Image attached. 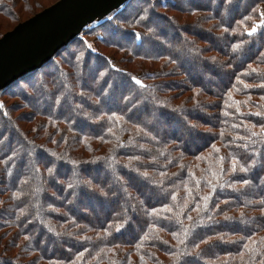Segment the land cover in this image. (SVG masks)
Segmentation results:
<instances>
[{"label": "trees", "instance_id": "1", "mask_svg": "<svg viewBox=\"0 0 264 264\" xmlns=\"http://www.w3.org/2000/svg\"><path fill=\"white\" fill-rule=\"evenodd\" d=\"M210 1L129 0L0 91V264H264V0Z\"/></svg>", "mask_w": 264, "mask_h": 264}, {"label": "water", "instance_id": "2", "mask_svg": "<svg viewBox=\"0 0 264 264\" xmlns=\"http://www.w3.org/2000/svg\"><path fill=\"white\" fill-rule=\"evenodd\" d=\"M128 0H56L0 36V91Z\"/></svg>", "mask_w": 264, "mask_h": 264}, {"label": "rangeland", "instance_id": "3", "mask_svg": "<svg viewBox=\"0 0 264 264\" xmlns=\"http://www.w3.org/2000/svg\"><path fill=\"white\" fill-rule=\"evenodd\" d=\"M56 0H54L53 2H55ZM129 1V0H128ZM210 0H200V2L201 3H205V2H209ZM212 1V0H211ZM211 1H210V3H211ZM250 0H243V3H245V2H249ZM53 2H51L50 4H52ZM198 2V1H197ZM49 2H45V4H48ZM192 3H194V2H188V4H191V5H193ZM49 4V5H50ZM126 4V3H125ZM124 4V5H125ZM48 5V6H49ZM124 5L122 6V7H124ZM47 7V6H46ZM122 7H120L118 10H120ZM118 10H115L114 12H112L110 15H108L107 17H105L103 20H101V21H99V22H94V23H92V24H90L89 26H87L86 28H88V27H91V26H93V25H95V24H98V23H100V22H102V21H104L105 19H107V18H109L111 15H113L114 13H116ZM235 12H237V8H234V7H231V8H229V10L228 11H223L222 13H221V19L222 20H227L229 17H231ZM259 13H260V15H261V17H260V19L256 22V23H260V22H262V23H264V3H262V4H260V6H259ZM193 31H201L199 28H194V29H192ZM165 38H170L171 40H173L175 37H174V35L172 34V31L171 30H167V32H166V34H165ZM84 40H85V42H86V45L89 47V49H92V50H94V48H95V46H94V41H95V37H88V38H84ZM212 46L214 47V48H223L224 46H223V43H222V41H219V40H217V41H213V43H212ZM105 52H108V53H110V51H108V50H105ZM108 61H109V63L111 64V66H112V68L113 69H118V70H121L122 68H121V66L118 64V62L115 60V57L112 55V54H108V56H106L105 57ZM237 59L240 61V59H241V56H239V57H237L235 60L237 61ZM180 60V67H181V69H183L184 71L186 70V68H187V66H188V56L185 58V59H179ZM187 60V61H186ZM93 63V62H92ZM92 65H99V63H96V64H92ZM212 68V67H211ZM91 71H92V69H87L86 70V74L84 75V77L85 78H87L88 77V75L89 74H91ZM214 71H215V73H216V76L214 77V79L212 78V79H210V78H208L207 76H206V79L208 80H204V82H203V86L205 87V88H208L209 86H211V85H220L221 84V81L219 80V78H223L224 80H226V77H225V74L221 71V69H218V68H216V69H214ZM186 72L187 73H189L190 75H191V77H193V75L195 76V75H198V76H200L201 74L199 73V71H197L196 69H195V67L193 66V68H191V69H187L186 70ZM203 76V75H202ZM205 79V78H204ZM25 81H27V80H25ZM25 81L21 84V86H17V87H15V88H12L11 90H8L7 92H8V95H13V94H15V93H18L17 91H18V89H19V87H22V86H25ZM211 81H213L212 83H210ZM85 84H88V82H87V80L84 82ZM215 83V84H214ZM115 86H116V88H115V90H114V92H113V97H111V99L110 100H106V98H104L103 99V104H102V108L104 109L105 108V106H108V105H112V104H115L116 103V101H117V95H118V93L121 91V90H126V88H127V86H126V84H125V82L124 81H120L119 79L118 80H116L115 81ZM25 87H27V86H25ZM7 99H9L8 101H9V103H11V102H13V101H15L14 99H10V97H8ZM115 106H117V104H115ZM18 114H20L21 112L20 111H18L17 112ZM25 113V112H24ZM155 116V113H152V115H151V117H154ZM207 116L205 115V114H202V115H200V117H199V119L201 120V119H204V118H206ZM156 118H157V115H156ZM154 119V118H153ZM154 121V123L153 124H150V123H152V121H150L149 123H148V125L150 124V125H152V127H155L156 125H158V124H156V119H154L153 120ZM157 122H158V118H157ZM178 128H180V130L183 128L181 125H178ZM190 139L193 141H199V137L198 136H195V138L193 137V135H191V137H190ZM103 174H101V173H99L98 174V176H103L105 173H107V171H103L102 172ZM141 193H142V195H144V197L145 198H147V199H149V200H152V201H156V200H158V199H160L161 198V196H162V193H159V192H155V193H153V194H151L147 189H146V187H144V186H141V191H140ZM249 194H251L250 192L249 193H247L246 195H249ZM98 210V211H97ZM97 210L95 209V213H97L99 216H102V214H104V212H105V205H103V206H101V207H97ZM97 215V216H98ZM96 215H95V217H97ZM135 231V228H133V230H132V232H134ZM129 234H131V232L129 233ZM130 236V235H129ZM58 242V241H57Z\"/></svg>", "mask_w": 264, "mask_h": 264}]
</instances>
